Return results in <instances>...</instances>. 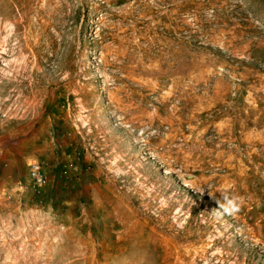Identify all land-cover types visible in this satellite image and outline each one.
Masks as SVG:
<instances>
[{
    "label": "rangeland",
    "instance_id": "obj_1",
    "mask_svg": "<svg viewBox=\"0 0 264 264\" xmlns=\"http://www.w3.org/2000/svg\"><path fill=\"white\" fill-rule=\"evenodd\" d=\"M176 262L264 264V0H0V264Z\"/></svg>",
    "mask_w": 264,
    "mask_h": 264
},
{
    "label": "clouds",
    "instance_id": "obj_2",
    "mask_svg": "<svg viewBox=\"0 0 264 264\" xmlns=\"http://www.w3.org/2000/svg\"><path fill=\"white\" fill-rule=\"evenodd\" d=\"M216 203L218 204L219 209L217 215H233L240 210L239 200L235 196L229 197L228 195H224L223 202L221 203L220 201H216Z\"/></svg>",
    "mask_w": 264,
    "mask_h": 264
},
{
    "label": "built area",
    "instance_id": "obj_3",
    "mask_svg": "<svg viewBox=\"0 0 264 264\" xmlns=\"http://www.w3.org/2000/svg\"><path fill=\"white\" fill-rule=\"evenodd\" d=\"M30 176L32 180L37 184H42L44 182V175L42 173L41 167L38 163H33L30 165Z\"/></svg>",
    "mask_w": 264,
    "mask_h": 264
},
{
    "label": "bare ground",
    "instance_id": "obj_4",
    "mask_svg": "<svg viewBox=\"0 0 264 264\" xmlns=\"http://www.w3.org/2000/svg\"><path fill=\"white\" fill-rule=\"evenodd\" d=\"M221 85V84H220ZM218 87V86H217ZM136 142L138 141L137 140V138L136 139H134ZM168 170H165V172H167ZM185 186H187V187H189V185L188 184H184ZM183 256V255H182ZM179 258H181V257H179ZM179 258H177V259H179ZM186 258V257H185ZM88 259V258H87ZM177 262H179L178 260H177ZM175 263V264H179V263ZM215 262H217V261H215ZM145 264V263H144Z\"/></svg>",
    "mask_w": 264,
    "mask_h": 264
}]
</instances>
